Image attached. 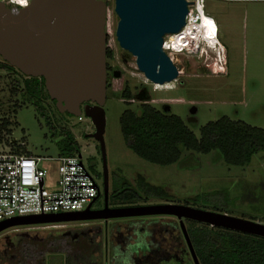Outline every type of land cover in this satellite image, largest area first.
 <instances>
[{
	"label": "rangeland",
	"instance_id": "1",
	"mask_svg": "<svg viewBox=\"0 0 264 264\" xmlns=\"http://www.w3.org/2000/svg\"><path fill=\"white\" fill-rule=\"evenodd\" d=\"M103 1L108 8L107 52L112 53V57L108 59V65L112 66L115 74H119L118 77L115 74L110 75V88L104 105L106 114L104 142L109 175V195L115 178L120 181L126 180L136 186L138 176H142L148 183L163 188L170 198L169 200L155 198L147 202H133L128 207L186 205L188 200L203 193H209L214 200L223 202L222 210L217 212L203 208V205L197 207L251 221L257 218L255 222L264 224L262 218L264 217L263 152L256 154L247 167L227 165L219 151H212L209 154L184 151L179 162L160 166L141 159L129 149L120 125V118L125 110L137 111L139 105L148 103L160 110L164 106H169L171 108L169 113L179 116L198 138L203 126L209 122L218 121L222 117L243 121L253 127L264 129V1L205 0V13L214 19V24L211 20L209 21L210 33L228 51V55L225 53V61L219 63L217 55L210 52L203 54L202 49L198 54L190 55L189 59L180 55L178 57L185 61L183 71L173 74L172 79L161 78L159 81H153L154 79L141 73L136 58L128 55L120 47L116 37L119 19L115 13V2L114 0ZM216 29L217 34H215ZM201 44L203 45L202 42ZM0 60H2L1 57ZM17 79L22 80L15 73L0 70V125L5 120L10 122L3 128L4 130L0 129V152L21 147L25 153L30 152L37 157L58 158L67 155L65 152L67 141L62 133L70 131L81 147L84 165L96 179L102 191L100 199L93 208H104V164L100 143L90 136L95 132L91 119L83 115V121H79L78 117L60 113L56 110L54 103L48 99L42 103L47 112V116H43L33 105L25 102L20 94H13L12 90L17 88L15 82ZM125 88H129L134 96L131 103L122 99L121 94ZM194 108L196 113L192 115ZM191 119L193 121L190 122ZM50 123L52 125H49ZM58 164L54 161H44L41 164L48 171L47 188L52 190L57 187ZM227 194H229L228 198ZM108 203L111 208H124L116 207L111 201ZM191 206H193L192 203ZM171 221L179 222L181 225V222L174 217L162 216L79 222L85 223V226H100L103 232L96 246L83 249L73 246L68 239L55 238L59 236L55 232L56 229L78 228L80 224H76L77 222H67L70 224L63 223L59 224V227L45 230L24 226L8 230L3 234L12 237L15 232H20L33 236L38 234L39 237L45 238L43 243L33 245L27 242L26 246H22L24 249L20 252L23 256L22 264H39L40 262L44 264H124L125 258L121 254L126 249V245L132 243L129 240L130 237L125 235L119 239L121 253L117 252L113 255L111 238L106 239L104 233L112 234L121 231L130 235L129 231L133 230L129 227L138 228L149 225V228H158V223L167 225ZM187 221L189 220H183L182 224L186 226ZM144 238L148 243V236ZM114 243L118 244L116 238ZM145 256L144 264H149L152 258ZM140 261L141 259H134L136 264H141Z\"/></svg>",
	"mask_w": 264,
	"mask_h": 264
},
{
	"label": "water",
	"instance_id": "2",
	"mask_svg": "<svg viewBox=\"0 0 264 264\" xmlns=\"http://www.w3.org/2000/svg\"><path fill=\"white\" fill-rule=\"evenodd\" d=\"M119 19L120 47L137 60L141 73L155 80L172 79L183 71L164 51L165 37L186 25L187 0H114ZM107 4L103 0H31L28 7L12 9L0 1V57L28 77L43 78L60 113L91 119L100 143L104 170L105 207L81 213L20 217L0 223V234L15 227L113 219L174 217L181 222L194 264H200L183 220L264 238V224L188 205L139 207L109 206V175L104 134L107 100ZM124 62H126L124 60ZM119 76V74H115ZM167 106L163 111L169 113ZM192 115L196 109L192 110ZM193 119V118H192ZM190 120L193 121V120ZM101 195V193H100ZM127 245L125 253L133 256ZM128 252V253H127Z\"/></svg>",
	"mask_w": 264,
	"mask_h": 264
},
{
	"label": "trees",
	"instance_id": "3",
	"mask_svg": "<svg viewBox=\"0 0 264 264\" xmlns=\"http://www.w3.org/2000/svg\"><path fill=\"white\" fill-rule=\"evenodd\" d=\"M110 57L112 53L109 51L107 59ZM0 70L17 74L22 82L15 80L17 88L12 90L13 94H20L25 102L33 105L43 116H47L42 103L46 99H51L43 78L25 76L3 60H0ZM107 88L109 90L110 80ZM121 95L127 103H131L134 97L129 88H125ZM51 101L55 105V101ZM9 123L5 120L0 129L4 130ZM120 125L129 149L141 159L160 166L179 162L184 151L203 154L219 151L227 165L237 167L249 166L256 154L264 153V129L228 117H222L203 126L198 138L179 116L143 103L137 107V111L125 110L120 118ZM51 127L53 129V126ZM62 135L67 141L65 149L67 155L80 154L81 147L72 133L63 131ZM19 149L23 150L21 147ZM227 195L228 198L229 194ZM155 198L169 200L170 196L163 188L154 186L142 176H138L136 186L126 180L120 181L115 178L108 201L116 207H128L133 202H147ZM191 203L192 207L201 209L197 206L203 205V208L217 212L224 207L223 202L214 200L209 193L188 200L186 205L191 206ZM162 224L158 223V228H149V225L129 227L136 239L130 246L133 256H128L124 264H130L129 261L134 260V257L141 259V264H144L145 255L152 258L149 264H194L179 222ZM186 229L200 264H264L262 237L193 221H187ZM145 236H148V243ZM120 247V245L114 247L113 255Z\"/></svg>",
	"mask_w": 264,
	"mask_h": 264
},
{
	"label": "built area",
	"instance_id": "4",
	"mask_svg": "<svg viewBox=\"0 0 264 264\" xmlns=\"http://www.w3.org/2000/svg\"><path fill=\"white\" fill-rule=\"evenodd\" d=\"M0 1L12 9L25 8L31 3V0H25L26 4L16 0ZM187 1L191 4L186 25L179 34H175L179 37L177 51L166 48L172 35L165 37L163 49L173 63H178L176 60L180 55L189 57L194 53L198 54L202 44L196 34L200 33V27L205 25V20L214 23V19L205 13V0ZM194 30L196 33L192 36ZM187 35L190 38H186ZM83 115L78 117L79 121H83ZM44 161L59 163L57 187L54 190L47 188L48 171L41 166ZM100 193L101 188L84 165L81 153L53 159L37 157L22 149L19 152L13 149L0 152V223L20 217L81 213L89 206L92 209ZM59 226L52 224L26 227L45 230Z\"/></svg>",
	"mask_w": 264,
	"mask_h": 264
},
{
	"label": "flooded vegetation",
	"instance_id": "5",
	"mask_svg": "<svg viewBox=\"0 0 264 264\" xmlns=\"http://www.w3.org/2000/svg\"><path fill=\"white\" fill-rule=\"evenodd\" d=\"M230 1H234V0H230ZM211 48V49H210ZM203 54H207V53H213L215 55H217V58L219 59L218 62H220V57L217 53H215L213 47H209L207 48H203L202 49ZM181 57H184L185 59H189L190 57L188 56H184L182 55ZM176 62L180 63L183 66V69L185 68V61L180 59V57H177ZM228 69L227 65H226V70ZM107 71H108V80H110V75H114L115 72L114 70H112V66L108 65V59H107ZM55 106H56V102H55ZM167 106H164V108L162 110H164ZM102 194V193H101ZM101 195H99L96 200L93 203L92 209H94V205L97 203V201L100 199ZM103 209V208H102ZM94 210H101L100 209H94ZM89 222H96V221H89ZM88 223V222H87ZM107 223V222H106ZM65 224H70V223H65ZM76 224H80L78 228H71V229H67L65 227L61 228V229H56L55 232H57L59 234V236H55V238H63L64 239H68L69 243L72 244L73 246L83 249L84 247H91V246H96L97 243L99 242V240L102 237V230L100 226H96V225H91V226H85V223H79L77 222ZM64 226V225H63ZM20 228V227H18ZM11 230V229H10ZM8 231V230H7ZM128 232V231H127ZM131 232V231H129ZM5 233V232H3ZM0 234V264H22V254L20 253L21 251H24L22 246H26L27 242H29V244H35V243H43V241L45 240V238H41L38 236V234H36L35 236L28 234V233H20V232H15L14 235L11 237L8 234ZM105 234V238L108 239L109 237L110 239V245H111V253H113V249L114 247L117 248V246L119 245L120 241L119 239L121 237H124L125 235H127L128 237H130V241H133L134 233H130V235L122 233L121 231H116L115 233L109 234V233H104ZM117 236L119 238H117ZM137 237L139 235H136ZM135 236V237H136ZM116 238V241L118 242V244L114 243V240ZM68 243V245H69ZM131 244V243H130ZM133 244V242H132ZM127 246V245H126ZM127 248V247H126ZM119 250H121V248L118 249V252L121 253ZM44 252V251H43ZM123 257L126 259H128V255L125 253V250L123 251ZM135 259V257H134ZM134 260L129 261L130 264H134L133 263ZM39 264H43L42 262H40Z\"/></svg>",
	"mask_w": 264,
	"mask_h": 264
},
{
	"label": "bare ground",
	"instance_id": "6",
	"mask_svg": "<svg viewBox=\"0 0 264 264\" xmlns=\"http://www.w3.org/2000/svg\"><path fill=\"white\" fill-rule=\"evenodd\" d=\"M21 4H26L25 0H22V2H20ZM30 5V4H29ZM28 5V6H29ZM27 6V7H28ZM210 20H205V25L201 26L200 27V33H197V37L198 39H200V42L203 43L202 45V49L203 48H209V47H213L215 53H217L219 55V57L221 58L220 59V62H224L225 61V49L222 47L221 43L218 41V39L213 36L210 32V28L208 27L209 25H211V23H209ZM214 24V23H213ZM195 30L191 33V35H195ZM186 37V36H185ZM170 38V41L171 43H169L166 48H175L176 50H178V47H179V37L175 36V35H172L169 37ZM186 38H190L188 35ZM174 45V46H173ZM220 47V48H219ZM211 49V48H210ZM203 53V51H202Z\"/></svg>",
	"mask_w": 264,
	"mask_h": 264
},
{
	"label": "crops",
	"instance_id": "7",
	"mask_svg": "<svg viewBox=\"0 0 264 264\" xmlns=\"http://www.w3.org/2000/svg\"><path fill=\"white\" fill-rule=\"evenodd\" d=\"M235 1H240V0H235ZM253 1V0H252ZM254 1H264V0H254ZM220 33H222L221 32V28H220ZM218 36H219V33H218ZM221 45H222V43H221ZM222 47L225 49V53H227V55H228V51L226 50V48L224 47V45H222ZM1 151H8V150H1ZM27 153H30V152H27ZM30 154H32V153H30ZM261 179V178H260ZM261 218V217H260ZM263 219H264V217H262ZM257 218H254L253 219V221L254 220H256ZM258 220V219H257ZM255 222V221H254ZM259 223V222H258ZM262 224V223H261Z\"/></svg>",
	"mask_w": 264,
	"mask_h": 264
},
{
	"label": "clouds",
	"instance_id": "8",
	"mask_svg": "<svg viewBox=\"0 0 264 264\" xmlns=\"http://www.w3.org/2000/svg\"><path fill=\"white\" fill-rule=\"evenodd\" d=\"M16 2H22V0H16Z\"/></svg>",
	"mask_w": 264,
	"mask_h": 264
}]
</instances>
